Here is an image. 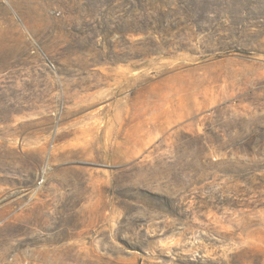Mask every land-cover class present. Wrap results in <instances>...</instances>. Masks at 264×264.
Returning a JSON list of instances; mask_svg holds the SVG:
<instances>
[{
    "label": "rangeland",
    "instance_id": "obj_1",
    "mask_svg": "<svg viewBox=\"0 0 264 264\" xmlns=\"http://www.w3.org/2000/svg\"><path fill=\"white\" fill-rule=\"evenodd\" d=\"M0 264H264V0H0Z\"/></svg>",
    "mask_w": 264,
    "mask_h": 264
},
{
    "label": "trees",
    "instance_id": "obj_2",
    "mask_svg": "<svg viewBox=\"0 0 264 264\" xmlns=\"http://www.w3.org/2000/svg\"><path fill=\"white\" fill-rule=\"evenodd\" d=\"M161 1H168V0H161Z\"/></svg>",
    "mask_w": 264,
    "mask_h": 264
}]
</instances>
